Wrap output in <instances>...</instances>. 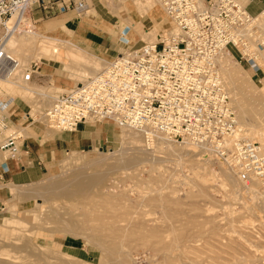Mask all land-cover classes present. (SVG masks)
Masks as SVG:
<instances>
[{
  "label": "rangeland",
  "instance_id": "obj_1",
  "mask_svg": "<svg viewBox=\"0 0 264 264\" xmlns=\"http://www.w3.org/2000/svg\"><path fill=\"white\" fill-rule=\"evenodd\" d=\"M86 1L87 14L77 18L81 28L96 33L111 28L118 53L112 57L102 55L80 36L81 32L60 21L64 13L46 14L34 8L27 15L25 27L39 37L28 54L44 53L46 57L40 60L13 55L24 65L37 63V74L43 82H24L22 73L11 80L0 79V107L9 118L7 133L20 131L28 137V121L23 124L25 119H21L26 117L42 127L44 141L63 132L50 128L45 120V111L54 99L125 52L128 41L130 45L136 43V33L123 20L130 17L123 11V0ZM263 6L261 0L253 4L251 11L257 12ZM66 14L75 15L71 11ZM140 21L144 29L154 24L149 16ZM4 26L0 25V38L7 31ZM94 58L98 68L94 73L80 69ZM224 65L221 62L232 106L248 136L259 142L264 152V71L253 72L232 57ZM51 66L59 68L65 80L53 75ZM230 70L240 74L239 80L232 82L227 77ZM47 75H51L48 83L44 82ZM102 124L110 123L92 126ZM110 125L113 140L103 149L67 153L40 180L12 187L7 208L0 213V260L17 255L14 247L20 243L16 239L20 232L16 228L34 223L42 229L32 243L34 261L22 259L20 264H46L47 260V264H264V180L254 179L246 185L230 167L202 148L172 142L169 150H162L158 140L147 145L140 131L137 140L123 138L121 128ZM81 183L90 189L86 197L100 195L109 202L108 209L115 207L119 213H127L117 227L122 241L115 243L104 234H94L90 224L84 225L77 217L73 223L52 221L51 207L62 211L79 200L72 193L79 191ZM18 191H23L24 197H18ZM123 230L126 233L122 234Z\"/></svg>",
  "mask_w": 264,
  "mask_h": 264
},
{
  "label": "built area",
  "instance_id": "obj_2",
  "mask_svg": "<svg viewBox=\"0 0 264 264\" xmlns=\"http://www.w3.org/2000/svg\"><path fill=\"white\" fill-rule=\"evenodd\" d=\"M176 36L127 48L95 75L57 96L45 111L50 128L73 131L81 124L110 123L141 132L147 145L158 138L204 148L244 184L264 178V152L245 135L224 81L221 60L232 53L251 71H264V6L261 0H158ZM34 8L46 14H87L86 0H0V25ZM5 27V26H4ZM22 73L31 82L37 63L24 65L0 38V79ZM0 107V151L18 158L24 137L7 133Z\"/></svg>",
  "mask_w": 264,
  "mask_h": 264
},
{
  "label": "bare ground",
  "instance_id": "obj_3",
  "mask_svg": "<svg viewBox=\"0 0 264 264\" xmlns=\"http://www.w3.org/2000/svg\"><path fill=\"white\" fill-rule=\"evenodd\" d=\"M121 2H122L121 5L123 6V11L125 13H129L130 14L129 18L123 19L124 21L126 20L124 23H125V25H128L130 28H132L133 31L136 33V36L134 38L136 43L133 44V45H130L129 41L127 42V46L129 48L140 46L144 42H152V41L155 42V40H157V39L160 40L161 37H173L174 35L176 36V34H177L176 32L177 31L175 30L174 25L172 24V22L169 19L164 17L165 14H164L163 8L160 5L158 0H123ZM145 16H149V18L154 23L153 26L151 28H149V29H144L143 25H142V23L140 21V19L144 18ZM158 18H160V19H158ZM30 19H31V16H30ZM19 21H20V18H17L16 16H13L10 20H8L5 23L6 29H8V28H16L18 26ZM28 22H29L28 17L24 16L23 18H21V22H20V24H21V29L19 28V30H20L19 34L20 35H16V33H13V34L10 33V34L6 35V33H5L4 35L1 36V39H4V42L6 44V48L12 54L18 53V54H21V56L25 57L26 59H28V57H30V58L31 57H35V58L37 57L40 60H42L44 57H46V54H44V53H33L31 56H29V54H28L29 52L34 50L35 44H37L36 43V41L38 40L37 38L39 37V35L37 37V33L35 31H33V30L31 31L29 29H26L25 25ZM106 25L110 26V23H109V25H108V23ZM55 41H57V40L55 39ZM64 42H68V41L66 40ZM49 45H51V44H49ZM52 46H54V44ZM73 46H75L76 48L80 49V47L76 46L75 44H73ZM13 50H14V52H13ZM85 53L89 57L94 56L90 52H85ZM18 54H15V55H18ZM230 57L235 58L232 53H226L222 57V60H221L222 64L223 65L225 64L227 66V62H228V59ZM85 62L87 63L88 60L85 61ZM96 68H97V60L94 58L92 60V63H90L89 65L85 64V68L82 66L80 69L86 70L87 73H94L96 71ZM226 72H227V69H226ZM226 75H227L228 78H232V79H230L232 82H233V80L236 81V80H239V78H240L239 77L240 74L238 75V72L232 71V70H230L228 74L226 73ZM228 83H230V81H228ZM132 130L133 129H130V128H127V127H121L120 136L123 137V138H132V139L137 140L138 137L140 136L139 135L140 132L138 131V133H136V132H134ZM244 131H245V135L248 138H250L248 136V134L246 133L245 129H244ZM251 134H252V137L257 138L256 134H253V132ZM139 140H141V139H139ZM157 140L159 141L158 142V144H159L158 146H160V149H162V150L163 149L164 150H166V149L169 150L171 148V146H172V142L166 141V139H164V138H158ZM130 142H134V141H130ZM138 143H141V142H138ZM173 144H174V142H173ZM202 149L205 150L209 155H211L208 152V150H206L204 148H202ZM177 156H180V155H177ZM257 180H264V178H262V179L259 178ZM89 190H90L89 187H87L85 183H81L79 191L72 193V195L78 196L79 200H77L73 204H69L67 207H63L62 211L58 210V209H54V207H51V209L49 211L52 214L51 215L52 221L58 223L59 221L67 220L68 222L73 223V222H75L73 219L77 217V219H80V220L83 221L84 225H89L90 224V228H91V230H92V232L94 234H96V235H99V234L103 235L104 234L105 237L108 238L109 240H112V242H115V243L119 242V240H121L123 238L121 236H119V234L121 233V230L118 229L117 227L119 226V228H120L121 221H122L121 219L125 220L123 217L125 215H127V213H125V212L122 213V211H121V213H119L117 210H114L115 207L111 208V209H108L107 205L109 204V202L107 201V199L99 198L100 195H90L89 197H86V194H87V192ZM67 194H69V193H67ZM67 194H65V195H67ZM70 195H69V197L71 198ZM67 197H68V195H67ZM80 199L87 201V203L83 202V201H80ZM66 204H67V202H66ZM55 208H58V206H55ZM39 210L40 211L44 210V205L43 204L40 205ZM122 223H123V221H122ZM66 224H68V223H66ZM36 226H37V224L30 223V224H28L25 227L16 228L20 232L17 235V237H16V239L20 243L14 247L15 252H16L17 255H15V256H13V257H11L9 259L0 260V264H20L22 259H26V260H29V261H31V260L34 261L32 258L35 256L36 253L34 254L32 243L35 242L34 238H38V235H39L38 233H40V231L42 230L41 227L40 228L39 227L36 228ZM56 226H57V224H56ZM42 228H44V227H42ZM154 230H156V229H153V231ZM127 232H129V231H127ZM123 233H126L125 230L122 231V234ZM135 233H136V231H135ZM130 234H132V233H130ZM125 235H127V234H124V236ZM120 237H121V239H120ZM126 237H128V236H126ZM125 240H128V238L125 239ZM142 243H144V242H142ZM11 248H12V246H11ZM224 249H228V248H224ZM115 250H117V249H115ZM237 250H239V249H237ZM5 251H7V250H5ZM112 252H114V251H112ZM114 253H116V252H114ZM37 257H39V256H37ZM39 258L38 259L41 260V257H39ZM198 258H199V256H198ZM38 259H36V260H38ZM118 260H120V259H118ZM47 261H46V264H47ZM43 262H45V261H43ZM31 263L35 264V262H31ZM40 264H42V262ZM50 264H53V263H50Z\"/></svg>",
  "mask_w": 264,
  "mask_h": 264
},
{
  "label": "crops",
  "instance_id": "obj_4",
  "mask_svg": "<svg viewBox=\"0 0 264 264\" xmlns=\"http://www.w3.org/2000/svg\"><path fill=\"white\" fill-rule=\"evenodd\" d=\"M60 16V21L67 28L81 32L79 33L80 36L102 55L112 57L118 53L119 47L113 42L111 28L107 27L106 31L96 33L89 28L82 29V22L79 23L75 15L64 13ZM51 67L53 75L58 79L61 78L59 80H65L59 73V68L55 66ZM37 73L34 74L31 81L37 80L43 82V79ZM47 76L44 79L46 83L51 80V75ZM21 119H25L23 124L28 121L26 129L29 130L30 135L24 138L19 157L15 159L6 158L5 154L0 151V213L7 208L12 187L40 180L67 153L93 151L96 148L103 149L113 140L110 124L99 126L81 124L71 132L63 131L55 133L44 141L41 136L44 130L41 126L30 121V117ZM16 195L24 197L23 191H18Z\"/></svg>",
  "mask_w": 264,
  "mask_h": 264
}]
</instances>
